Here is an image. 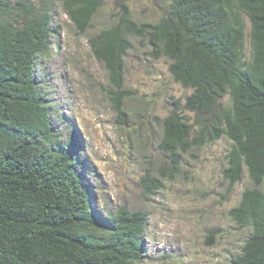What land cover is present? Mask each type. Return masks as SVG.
<instances>
[{"label": "trees", "instance_id": "obj_1", "mask_svg": "<svg viewBox=\"0 0 264 264\" xmlns=\"http://www.w3.org/2000/svg\"><path fill=\"white\" fill-rule=\"evenodd\" d=\"M104 1L0 0V264L141 260L147 214L121 206L97 217L77 136L64 138L55 129L35 79L55 34L54 5L84 33ZM128 1H115L116 23L89 39L108 74L116 123L130 124L124 109L134 95L124 86L129 37L146 39L150 56L166 58L173 80L191 90L161 121L157 150L173 174L193 148L222 137L232 143L222 177L232 187L246 171L254 187L229 210L238 227L251 230L230 264H264V192L258 189L264 186V0H163L170 5L155 23L133 20ZM140 184L146 194L162 187L149 173Z\"/></svg>", "mask_w": 264, "mask_h": 264}, {"label": "rangeland", "instance_id": "obj_2", "mask_svg": "<svg viewBox=\"0 0 264 264\" xmlns=\"http://www.w3.org/2000/svg\"><path fill=\"white\" fill-rule=\"evenodd\" d=\"M115 1L103 2L84 33L61 4L54 5L55 34L35 70L53 125L64 138L72 132L77 136L80 172L89 183V202L97 217L104 219L105 212L121 206L147 214L141 260L131 264H230L251 230L238 227L229 210L254 186L246 171L232 187L223 179L232 144L226 137L193 148L178 170L170 172L157 150L161 121L172 102L183 104L191 90L173 80L166 58L150 56L146 39L129 37L132 47L124 58V86L134 95L124 109L130 124L116 123L107 71L89 45L91 37L116 23ZM169 5L163 0L128 1L132 19L139 23L157 22ZM224 102L228 104L227 97ZM184 115L192 121V114ZM146 173L162 183L154 194L144 193L140 184ZM258 189L264 192V186ZM213 230L218 234L212 239Z\"/></svg>", "mask_w": 264, "mask_h": 264}]
</instances>
